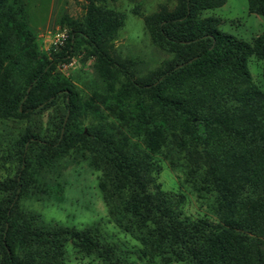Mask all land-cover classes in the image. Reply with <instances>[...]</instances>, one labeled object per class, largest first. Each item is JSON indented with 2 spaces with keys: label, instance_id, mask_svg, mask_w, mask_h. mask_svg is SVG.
Here are the masks:
<instances>
[{
  "label": "trees",
  "instance_id": "1",
  "mask_svg": "<svg viewBox=\"0 0 264 264\" xmlns=\"http://www.w3.org/2000/svg\"><path fill=\"white\" fill-rule=\"evenodd\" d=\"M98 1L84 0L82 21H65V52L48 59L25 23L23 0H0V116L20 119L56 105L62 117L54 141L20 138L21 175L0 179V264H68V245L74 260L131 264L97 228L42 224L20 208L29 196L30 169L49 164L45 152L70 150L100 172L109 220L140 243L126 255L155 264H264V92L247 70L249 57L264 59V35L251 44L238 41L217 29V19L200 17L224 0H176L172 10L162 6L144 18L152 43L172 58L136 78L131 60L111 54L122 18ZM247 3L250 13L264 17V0ZM81 47L95 58L101 80L112 89L120 84L119 115L121 100H134L127 132L173 167L183 161L187 179L213 196L216 221L182 217L179 196L154 186L149 157L118 128L84 131L75 122L76 95L54 65Z\"/></svg>",
  "mask_w": 264,
  "mask_h": 264
},
{
  "label": "rangeland",
  "instance_id": "2",
  "mask_svg": "<svg viewBox=\"0 0 264 264\" xmlns=\"http://www.w3.org/2000/svg\"><path fill=\"white\" fill-rule=\"evenodd\" d=\"M224 1L219 8L202 11L200 17L217 19V29L238 41L251 44L256 38L264 35V17L250 13L247 0ZM176 3V0L97 2V6L121 16V26L112 42L111 54L131 60L136 78L147 77L172 58L171 54L152 43L144 18L154 14L162 6L170 11ZM23 7L25 23L36 40L39 52L48 59L52 54L65 52L68 37L65 21H82L85 15L84 0H23ZM94 63L95 58L90 55L89 49L81 47L73 57H66L54 65V74L64 80L76 95L80 110L75 122L84 131L108 125L118 128L127 137L130 146H136L140 154L149 157L154 186L163 193L179 196L182 217L216 221L211 210L213 196L200 191L195 183L187 179V169L183 161L173 167L162 153L149 152L142 139L127 132L124 124L131 119L135 102L132 98L124 97V100H121L124 103L123 107L120 106L119 115L116 98L121 86L116 82L112 89L101 80L96 74ZM247 70L253 85L264 92V59L249 57ZM119 81L122 82V79ZM55 108L56 105H51L40 113L20 119L0 116L1 180H18L21 175L20 162L17 159V142L20 138L32 134L46 142L55 140L59 128L62 127L59 123L62 117ZM63 122H67L65 114ZM35 139L32 137L30 140L33 142ZM44 154L51 156V159L44 167L36 166L30 169L29 196L19 203L22 210L38 215L42 224L57 223L75 230L95 227L108 242L116 244L124 252L131 264H155L149 259L139 260L134 255H126V252L133 248L140 247V243L130 232H126L124 227H119L109 220L98 187L100 172L89 167L85 154L76 150L59 156L51 151ZM67 256L68 264L89 263L88 259L74 260L70 245L67 247Z\"/></svg>",
  "mask_w": 264,
  "mask_h": 264
}]
</instances>
